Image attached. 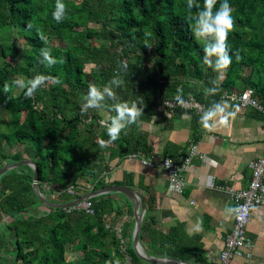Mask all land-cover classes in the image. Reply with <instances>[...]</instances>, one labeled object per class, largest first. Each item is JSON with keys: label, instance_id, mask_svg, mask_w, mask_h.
I'll return each mask as SVG.
<instances>
[{"label": "trees", "instance_id": "16d2710c", "mask_svg": "<svg viewBox=\"0 0 264 264\" xmlns=\"http://www.w3.org/2000/svg\"><path fill=\"white\" fill-rule=\"evenodd\" d=\"M57 2L65 5L61 22L53 19ZM222 2L217 0L213 12ZM228 3L234 20L228 34L232 62L222 76L203 63L204 44L211 46L214 39L194 38L190 17L199 9L189 11L188 0H0V169L31 160L40 192L45 195L46 187L50 197L56 194L57 201L70 203L79 196L70 197L66 190L80 191L81 182L92 186L88 193L122 186L99 178L97 169L107 172L114 159L150 153L146 140L137 136L139 125L147 109L163 100L193 97L212 108L239 82L264 105V0ZM194 4L202 9L204 0ZM43 51L55 63L49 65ZM207 59L215 65L214 55ZM86 65L92 66L88 72ZM245 67L252 68L249 78L243 77ZM37 76L46 79L26 97L22 85ZM90 85L101 92L110 87L115 99L105 93L98 108L82 110ZM121 101H136L143 111L136 124L110 141L106 125L116 115L112 106ZM99 109L108 111L107 121ZM9 143L21 151L6 155L3 146ZM32 177L26 165L0 176V264H125L115 231L123 212L114 209L112 193L92 199V216L66 212L42 204ZM112 213L119 218L116 223L108 220ZM145 239L157 245V258L191 263L193 256L195 264L206 262L180 227L163 234L147 214L139 241ZM127 254L132 264H150L130 244Z\"/></svg>", "mask_w": 264, "mask_h": 264}, {"label": "crops", "instance_id": "0c3cea01", "mask_svg": "<svg viewBox=\"0 0 264 264\" xmlns=\"http://www.w3.org/2000/svg\"><path fill=\"white\" fill-rule=\"evenodd\" d=\"M251 73L252 68L245 67L243 77L249 78ZM245 87L244 83L237 82L228 90L240 92ZM218 107L224 112L209 120L210 127L205 128L202 118ZM228 112H235V117H230L226 125L220 124V116ZM147 114L137 134L146 140L150 149L148 154L138 151L144 159L157 161L168 157L175 163H182L192 145L204 156L203 159L194 157L184 171L182 193H170L168 175L163 168L148 167L140 157L130 158V155L114 159L107 172L98 167L99 178L135 190L143 199L152 227L163 234L180 227L183 235L198 247L206 261L204 264H217L225 237L233 227L234 212L231 210L234 205L231 193L216 186H227L233 191L248 186L251 178L248 163L264 156V113L221 98L214 107H205L200 113H162L148 108ZM101 116L107 121L108 111L103 109ZM79 185L82 195L92 187L83 182ZM111 198L114 209L118 208L123 215L119 220L112 213L108 220L112 223L119 220L115 227L124 230L126 244L132 247L135 227L132 203L121 194L112 193ZM246 236L253 242L252 257L249 260L235 258L230 264H264V207L252 211ZM139 243L147 257L157 258V245L146 239ZM190 261L195 264L193 256Z\"/></svg>", "mask_w": 264, "mask_h": 264}, {"label": "built area", "instance_id": "2783aa9c", "mask_svg": "<svg viewBox=\"0 0 264 264\" xmlns=\"http://www.w3.org/2000/svg\"><path fill=\"white\" fill-rule=\"evenodd\" d=\"M221 98L237 103L243 108H257L264 113V106L260 105L253 89L251 88H247L240 92L227 90L223 92ZM204 108L205 106L203 103H200L195 98L190 97L188 99H179V101L177 99H165L159 106L156 107V110L162 113H174L178 111H194L200 113L204 110ZM101 124L105 125L103 122H101ZM129 157H140L142 162L148 167L158 165L159 167L163 168L168 175L170 193L181 194L185 186L183 179L184 171L189 168L194 157L203 159L204 156L199 155L196 145H192L188 150L187 156L183 158L182 163H175L168 157H163L157 161L148 160L146 158L144 159V155L140 152L137 154H132ZM248 168L251 172V178L248 186L245 189L233 191L227 186H216L217 189L230 192L234 209H240L239 213H234L233 227L225 237L224 246L221 250L217 264H230L235 258H244L249 260L252 257L253 242L246 236V227L248 225L252 211L257 207H264V156L249 162ZM44 188L48 190V188ZM91 193L92 192L82 195V193L77 191L76 187L68 188L66 190V194L68 196L73 198L76 196L86 197L82 202L71 208L65 209V211H82L87 215H94L95 212L92 205V199L94 197L87 196ZM51 199L54 200L53 203L64 204L60 201H57L56 194H52ZM76 199H73L72 201ZM238 216H243V219H239ZM105 227L106 229H111L110 224H106ZM115 231L117 232L119 239L120 252L125 255V264H132L131 259L127 254V244L125 238L122 235L121 228H116Z\"/></svg>", "mask_w": 264, "mask_h": 264}, {"label": "clouds", "instance_id": "9594fccd", "mask_svg": "<svg viewBox=\"0 0 264 264\" xmlns=\"http://www.w3.org/2000/svg\"><path fill=\"white\" fill-rule=\"evenodd\" d=\"M216 3L217 0H204L203 8L201 9L199 4H194V0H188L187 8L189 11H191L193 8L199 9V11L194 16L190 17L191 20H195V27L191 25L194 38L203 41V38L211 35L214 39V43L211 46L204 44L206 56L203 63L209 67H213L214 71L221 73L223 76L232 62L231 56L229 55L228 34L234 27V20L232 17L233 10L228 3V0H223V2L220 4V7L215 12H213ZM64 12L65 5L57 2L55 5V11L53 12V19L57 22H61L64 17ZM42 55L44 56L45 60L48 61L49 65L55 63V61L49 56L48 51H43ZM213 55L216 57L214 66L211 65L207 59L208 56ZM237 59H239L238 56ZM45 79L46 78L44 76H37L33 80L27 81L26 84L22 85V87L27 89L25 96L31 97L38 86H40ZM55 82L59 83L60 81L57 79ZM112 83H116L117 86H119V84L122 82L113 80ZM3 91L4 93H8L10 91L8 83L4 84ZM105 93L108 97L115 99V93L110 87H105L103 92H101L96 85H90L88 96L85 97L88 103L82 106V110L86 111L89 108H98V102L104 99ZM177 100L179 101V97H177ZM112 107L116 112V115L111 118L110 123L106 125V129L110 141H115L126 127L138 122V118L141 116L143 110L141 107L137 106L136 101L131 103L121 101ZM223 112L224 109L218 107L215 111L206 114L202 118L204 127H210L208 121L215 118L218 113ZM235 114V112H228L227 115H221L219 123L226 125L229 121V118H234ZM105 143V141H101L102 145ZM231 211L234 213H239L240 209L236 208L232 209ZM238 218L243 219V216H238Z\"/></svg>", "mask_w": 264, "mask_h": 264}, {"label": "water", "instance_id": "95a60500", "mask_svg": "<svg viewBox=\"0 0 264 264\" xmlns=\"http://www.w3.org/2000/svg\"><path fill=\"white\" fill-rule=\"evenodd\" d=\"M29 166L33 170V177H32V189L35 193V195L38 197V199L42 202L43 205H45L48 208H53V209H68L76 204L82 202L86 196L79 197L78 199L70 202V203H64V204H58V203H52L51 201L47 200L44 195L40 192L39 190V176H38V171L35 162L31 160H22L17 163H13L7 166H4L0 169V176L4 174L7 171L19 168L21 166ZM111 193H116V194H121L125 196L133 206V214H134V220H135V227L133 230V235H132V248L136 254V256L150 264H192L189 262H182V261H177L173 259H163V258H153V257H147L145 253L143 252L141 245L139 243V236H140V231H141V225H142V220L146 211L145 204L143 202V199L141 196L133 189L126 187V186H108L104 187L102 189H99L97 191L92 192L91 194L87 196L91 197H98L101 195H106V194H111ZM2 221V215L0 213V223Z\"/></svg>", "mask_w": 264, "mask_h": 264}, {"label": "rangeland", "instance_id": "374dc122", "mask_svg": "<svg viewBox=\"0 0 264 264\" xmlns=\"http://www.w3.org/2000/svg\"><path fill=\"white\" fill-rule=\"evenodd\" d=\"M23 45V42L22 41H20L19 42V46L20 47H23L22 46ZM91 67L92 66H90V65H86L85 66V70L88 72L90 69H91ZM20 81H21V78H17V82L18 83H20ZM99 113H100V115H102L103 114V109H99ZM102 117V116H101ZM3 151H4V153L6 154V155H10V154H17V153H19V151H21V148L19 147V146H15L14 144H5L4 146H3ZM44 190H45V195H44V197L47 199V200H49V201H51L52 203H53V199H51V197H50V195H49V192H48V190L47 189H45L44 188ZM51 199V200H50ZM40 209H44V208H42V207H40ZM32 213H35V211H31ZM5 220H6V222L7 223H9V222H11V219L10 218H5ZM70 257V256H69Z\"/></svg>", "mask_w": 264, "mask_h": 264}]
</instances>
